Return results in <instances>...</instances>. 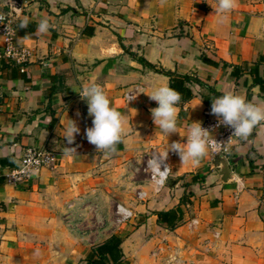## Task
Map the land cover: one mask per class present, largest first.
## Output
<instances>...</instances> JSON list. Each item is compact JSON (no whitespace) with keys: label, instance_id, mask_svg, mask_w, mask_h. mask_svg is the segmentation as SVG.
<instances>
[{"label":"crops","instance_id":"1","mask_svg":"<svg viewBox=\"0 0 264 264\" xmlns=\"http://www.w3.org/2000/svg\"><path fill=\"white\" fill-rule=\"evenodd\" d=\"M216 7L217 0H21L11 40L27 52L24 62L7 63L0 35V264H84L88 248L109 235L121 239L122 264H264V122L221 155L226 181L211 155L192 166L173 152L164 185L152 193L138 181L134 189L146 198L124 199L133 216L109 232L97 214L86 220V207L77 214L73 208L72 216L66 208L81 196L107 199L105 191H114L142 154L185 143L187 129L223 92L264 104V0H237L224 23ZM25 18L35 24L32 32L17 25ZM42 19L51 25L46 34L37 31ZM138 59L198 80L185 83L191 97L177 105V133L154 125L150 109L157 104L145 94L168 85L167 76ZM92 81L128 129L108 155L88 143L92 118L72 90ZM133 86L134 95L145 93L126 103L122 92ZM68 119L80 128L71 145L64 139ZM25 146L51 151L52 164L20 185L4 183L3 172ZM172 207L180 219L166 229L155 212ZM78 219L84 226L72 230Z\"/></svg>","mask_w":264,"mask_h":264},{"label":"clouds","instance_id":"2","mask_svg":"<svg viewBox=\"0 0 264 264\" xmlns=\"http://www.w3.org/2000/svg\"><path fill=\"white\" fill-rule=\"evenodd\" d=\"M161 4L165 0H160ZM237 0H217V7L214 11L217 14L218 23H224L229 13L236 7ZM29 21L25 18L21 28L27 27ZM51 25L47 19H42L37 25L40 34H46ZM79 93L81 99L87 102V112L92 118V126L87 127L84 135L88 143L94 145L95 150L105 155L115 152L116 146L123 142L128 134L125 127V120L121 112L111 106L110 99L103 87L92 81L79 89H72ZM143 90L137 91L135 95L127 96V103L134 100ZM150 100L155 101L157 106L150 109L154 125L167 136L177 133V105L181 101L179 92L167 84L154 87L150 92L145 93ZM210 113L217 118L218 125L232 129V135L241 140H246L253 129L264 122V104H256L248 101L245 97L231 91H225L222 95L211 101ZM80 128L74 120L68 119L64 128V139L71 145L75 141ZM186 142H173L167 147L163 160L167 158L169 151L179 156L181 163H190L192 166L199 165L200 161L208 154L209 149L216 140L210 141L209 131L201 126L200 122H193L187 129ZM68 152H76L75 148L68 147ZM158 159H160L158 157ZM161 160V159H160ZM159 168L160 182L167 179L169 169H160L157 159L153 162Z\"/></svg>","mask_w":264,"mask_h":264},{"label":"built area","instance_id":"3","mask_svg":"<svg viewBox=\"0 0 264 264\" xmlns=\"http://www.w3.org/2000/svg\"><path fill=\"white\" fill-rule=\"evenodd\" d=\"M12 30L13 24L11 20L7 17L6 14L0 11V35L2 36L5 44L4 57L13 60L14 62L21 63L26 60L27 52L13 45L11 40ZM135 91V86L123 91V100L127 103V96L129 94L134 95ZM131 101L132 100L128 101V103ZM200 123L203 128L209 131L210 141H213V143L214 140L220 142L219 144H215L213 148L209 149L208 154L211 156L215 154H220L222 156L225 155L229 149L230 144L233 141L239 139L235 135H232V129L223 125H218L217 118L210 113V110L205 111L203 119L200 121ZM164 153L165 151H151L150 153H144L139 159L138 167H136V169L143 174V184L148 185L150 187V192L152 193H157L164 185L166 180H164L162 183L160 182L159 168L157 165L150 162H153L157 159L161 170H164V168L169 169L167 158L172 157L173 152L169 151L167 158L163 160ZM158 157L161 160L158 159ZM52 161L53 154L51 151L36 146H25L22 149L21 156L18 158V160L3 172V181L4 183L11 186L20 185L23 182L27 181L35 170L41 167H49L52 164ZM168 175L169 171L167 172V177ZM134 196L136 200L143 201L146 198V191L138 187L134 193ZM90 197L88 198L86 196H81L76 202L81 208L90 207V203L93 202V205L90 208H96V200ZM73 207V203H70L66 206V208L70 210H72ZM114 215L115 217L113 225L117 227L131 219L133 213L130 208L125 207L121 204H116ZM195 223V220H191L189 226L194 225Z\"/></svg>","mask_w":264,"mask_h":264},{"label":"trees","instance_id":"4","mask_svg":"<svg viewBox=\"0 0 264 264\" xmlns=\"http://www.w3.org/2000/svg\"><path fill=\"white\" fill-rule=\"evenodd\" d=\"M24 19H18L17 25L20 26L21 22ZM35 28V24L30 22L27 27L24 29L28 32H32ZM86 29V28H85ZM85 34H91V30H85ZM204 59V58H203ZM141 64L144 66L153 69L154 71L161 73L168 78V86L176 90L181 95V101H185L191 97V93L189 89L185 86V83L193 80H198L195 77H191L188 75H181L175 72L163 70L161 68H157L154 65L144 61L143 59H138ZM205 61H207L205 59ZM12 62V60L8 59L7 63ZM13 63V62H12ZM8 65V64H7ZM254 83H257L261 88L263 80L259 78L253 79ZM0 163H4V159H0ZM156 215V223L159 225H163L166 229H172L175 224L180 219V210L178 207H172L167 210H161L155 212ZM120 242L121 239L115 235H109L101 242L91 245L88 250L85 252L83 261L84 264H122L121 262V250H120Z\"/></svg>","mask_w":264,"mask_h":264},{"label":"rangeland","instance_id":"5","mask_svg":"<svg viewBox=\"0 0 264 264\" xmlns=\"http://www.w3.org/2000/svg\"><path fill=\"white\" fill-rule=\"evenodd\" d=\"M129 165L130 166L128 167V170L125 171V169H124L122 175L119 178V181L113 187L114 191H111L110 189L105 191L106 194L108 195L107 199L103 198L101 200L99 199V201L96 200V202H97L96 208L86 207V209H85L86 220L92 219L94 214H97L98 219H99L100 228L102 230H106L107 232H109L111 229L117 228L113 225V221H114V217H115V215H114L115 205L121 204L124 206V199L135 198L134 193H135L137 188L136 189H134V188L136 187V183L138 181H140L139 184H142L141 181L143 179V174L139 170L136 169V167H138L139 164L134 163V164H129ZM126 175L129 176L128 180L125 178ZM125 181H127L129 184L126 185ZM90 198L95 199L96 197L91 196ZM75 203H76V205L73 208H74V210H76L75 214H77L78 210H83V209H80L81 207H79L77 202H75ZM92 203L93 202L90 203V207L93 205ZM87 209H89L90 211L88 212ZM72 210H71V216L74 215V213H73L74 210L73 211ZM67 213H70V212L68 211ZM81 216L83 217L84 215H81ZM73 222L71 223V227H72L71 229L72 230L77 231V230H79L80 225L84 226L81 219L75 220L74 223ZM87 222L88 221H86V223Z\"/></svg>","mask_w":264,"mask_h":264},{"label":"water","instance_id":"6","mask_svg":"<svg viewBox=\"0 0 264 264\" xmlns=\"http://www.w3.org/2000/svg\"><path fill=\"white\" fill-rule=\"evenodd\" d=\"M21 0H0V11L7 15L10 20L16 18L19 14ZM264 37V30L262 31ZM212 167L219 173L220 179L226 181L227 166L220 154H215L211 159Z\"/></svg>","mask_w":264,"mask_h":264}]
</instances>
